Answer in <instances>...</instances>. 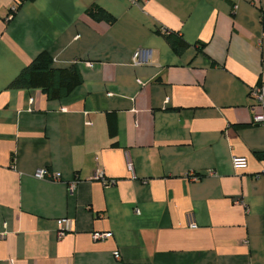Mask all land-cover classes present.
I'll return each instance as SVG.
<instances>
[{"label": "crops", "instance_id": "obj_1", "mask_svg": "<svg viewBox=\"0 0 264 264\" xmlns=\"http://www.w3.org/2000/svg\"><path fill=\"white\" fill-rule=\"evenodd\" d=\"M14 2L0 0V264H264V100L253 112L249 96L264 0ZM43 51L79 66L62 98L10 87Z\"/></svg>", "mask_w": 264, "mask_h": 264}, {"label": "trees", "instance_id": "obj_2", "mask_svg": "<svg viewBox=\"0 0 264 264\" xmlns=\"http://www.w3.org/2000/svg\"><path fill=\"white\" fill-rule=\"evenodd\" d=\"M90 13L95 19L113 22L115 17L103 8L94 7ZM171 47L181 53L190 44L179 34L163 32ZM82 83V74L77 63L68 67L56 68L53 59L47 51L39 53L29 65L10 83L12 88H41L48 93L49 98L59 99Z\"/></svg>", "mask_w": 264, "mask_h": 264}, {"label": "built area", "instance_id": "obj_3", "mask_svg": "<svg viewBox=\"0 0 264 264\" xmlns=\"http://www.w3.org/2000/svg\"><path fill=\"white\" fill-rule=\"evenodd\" d=\"M25 1V0H15L14 4L10 7V14L12 15L15 13L20 4ZM264 14V12H263ZM134 62L139 63L140 62V52L137 51L134 54ZM141 82V81H140ZM250 98L253 100V103L251 104V109L253 112L256 111V107L259 105H262L263 100H264V83L259 84L255 87H253L250 90L249 94ZM32 101V99H30ZM254 122L255 123H262L264 124V113H254ZM233 163L236 168L239 167H245L246 166V159L244 157H234L233 158ZM37 176L41 178H49V179H56L58 177V174H52L47 168H42L38 170ZM188 177L190 176V179L196 180L198 178L197 175H194L193 173L188 174ZM92 179H99L107 184L114 185L116 180L115 179H108L105 177L104 173L101 170H98L95 172V174L92 176ZM138 211V210H137ZM4 225H6L4 223ZM195 222L193 220L190 221V226H194ZM70 228V219L69 218H62L58 220V237L61 238L65 235L66 231L69 230ZM112 235L111 232H94L92 234V238L94 240H104ZM114 257L119 260L121 258L120 252L115 251L114 252Z\"/></svg>", "mask_w": 264, "mask_h": 264}]
</instances>
